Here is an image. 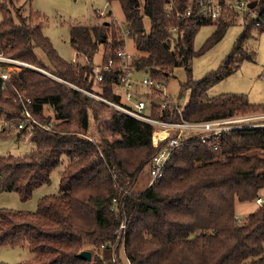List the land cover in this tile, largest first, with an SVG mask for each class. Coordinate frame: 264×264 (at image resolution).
Returning a JSON list of instances; mask_svg holds the SVG:
<instances>
[{
	"label": "trees",
	"instance_id": "trees-1",
	"mask_svg": "<svg viewBox=\"0 0 264 264\" xmlns=\"http://www.w3.org/2000/svg\"><path fill=\"white\" fill-rule=\"evenodd\" d=\"M117 1L124 29L105 19L70 27L69 43L83 61L58 54L37 10H20L13 0L0 3V52L52 74L23 67L0 90V118L14 124L27 120L16 132L1 124L0 137L27 133L32 144L23 156L0 155V192H16L25 201L62 166L57 192L41 196L35 210L0 208V248L26 245L36 258L22 264H124L121 252L128 264H264V206L240 221L235 215L236 201H254L264 189V126L230 129L216 147L194 137L183 139L161 178L133 193L139 174L162 144L152 145V124L90 95L123 103L122 60L116 54L125 36L133 43L129 66L134 71L166 86L173 70L184 68L179 97L186 90L189 95L184 105L178 104L185 119L264 112V102H251L243 93H206L243 60L253 59L254 51L244 43L264 31V0H249L252 12L232 10L216 20L198 13L200 0ZM188 7L191 15H184ZM237 21L243 28L230 52L216 69L193 79V58ZM205 24L215 28L195 49V34ZM101 47L100 63L94 62ZM37 49L46 59L37 56ZM110 58L112 64L103 69ZM98 68L100 80L95 78ZM15 89L30 99L33 121L21 115ZM149 95L141 94L150 107ZM149 111L159 115L156 106ZM90 115L98 121L95 142L83 136ZM81 250L91 252L90 260L77 255Z\"/></svg>",
	"mask_w": 264,
	"mask_h": 264
},
{
	"label": "rangeland",
	"instance_id": "rangeland-1",
	"mask_svg": "<svg viewBox=\"0 0 264 264\" xmlns=\"http://www.w3.org/2000/svg\"><path fill=\"white\" fill-rule=\"evenodd\" d=\"M253 1V0H252ZM251 1V2H252ZM8 2V0H0V3ZM10 4V3H9ZM15 6H19L20 10L27 11L31 6L34 10L40 13V21L42 22V30L45 36H47L52 43V46L58 52V54L68 61H83L84 58L76 57L73 47L69 43L70 27L73 24H87L95 25L105 20H112L115 26L124 29V17L121 6L117 0L108 2L107 0H13ZM111 12V15H107ZM2 14L0 13V20ZM145 26L148 28L149 20L145 18ZM215 26L213 24H205L200 26L199 30L194 37V48L197 49L201 46L204 40L211 34ZM243 25L240 21L231 24L224 36L205 53L200 56L194 57L192 60L191 77L193 79H199L207 71L216 69L221 63L222 59L230 52L235 39L240 34ZM124 38H126L124 36ZM244 46L254 51V57L251 60H243L240 67L229 74L227 77L211 85L206 93L208 96H215L220 93H243L246 94L249 101L254 103L264 102V31L260 32L255 37H249ZM128 49L129 52L134 53L133 43L130 39L124 40V46L122 49ZM121 49V50H122ZM102 47L100 51L94 56L93 61L100 63L102 55ZM37 56L41 59H46L44 54L37 49ZM133 79L141 80L146 77L147 74L143 71H134L131 75ZM186 72L183 67H176L172 75L168 78L165 86V93L176 103L184 105L188 99L189 92L186 90L182 96L179 97L180 83L185 81ZM95 89H98L94 86ZM140 92H149V99H159L160 91L163 88H140ZM153 93V94H152ZM93 98L107 103V99L99 96L98 94H90ZM148 98V97H147ZM109 104V103H108ZM113 106V105H112ZM102 107V106H101ZM115 107V106H114ZM117 108V107H115ZM51 110L46 107L44 112L49 113ZM102 114H105L104 109H99ZM264 113V112H259ZM253 114H241L238 118L249 116ZM34 118V117H33ZM35 120V119H34ZM27 121V120H26ZM23 121V123H26ZM33 121V120H32ZM36 121V120H35ZM98 121H94L92 115H90L89 126L85 129L86 133L97 137L94 133V128ZM244 122L252 123L251 120ZM264 126V116L261 119H257L256 122ZM1 124H4V120L0 118ZM4 126V125H3ZM5 129H11L13 132L16 130L12 127H6ZM14 134V133H13ZM0 137V155H14L23 156L31 149V142L28 140V134L18 138L16 135ZM62 166H58L53 169L50 175V180L37 187L30 198L25 201H21L16 192L2 191L0 192V208H11L15 210L33 211L36 209L37 200L50 193H55L58 190L59 183V171ZM150 174L149 167L145 165L141 173L139 174L136 182L131 188V192L137 193L143 191L149 186ZM264 194V189L260 192ZM257 205L254 201H236L235 203V215L237 220L254 211ZM264 248V244H263ZM120 257L124 264H128L123 252L120 253ZM36 258V254L28 249L26 245L20 247H1L0 248V264H22L24 261L33 260Z\"/></svg>",
	"mask_w": 264,
	"mask_h": 264
},
{
	"label": "built area",
	"instance_id": "built-area-1",
	"mask_svg": "<svg viewBox=\"0 0 264 264\" xmlns=\"http://www.w3.org/2000/svg\"><path fill=\"white\" fill-rule=\"evenodd\" d=\"M172 8L169 5L167 10ZM232 10H238L241 12H252V8L249 0H200L198 5V13L201 16H208L213 20L220 17H227ZM184 15H191V8L188 7L183 12ZM181 13L177 12V15ZM126 33V32H125ZM124 33V35H125ZM126 40V38H125ZM133 52H129L128 49H120L117 51V57L122 60V73H120L121 86V98L123 103H116L112 101H106L110 105L117 107L119 110L131 115L139 120L148 122L154 126L151 134V142L153 146L162 144L160 149L152 156L151 160L146 164L149 167L151 185L154 181L161 178L163 175V169L166 164L171 160L173 151L178 148L183 139L194 137L202 143H207L210 146L216 147L220 138L225 132L233 128L247 127V126H259L256 122L257 119H261L264 113H253V115L238 118L237 116L222 118V119H202V120H190L185 119L181 115V107L178 103L174 102L166 93L165 86L157 81H153L147 75L141 80L132 78L134 70L129 66V60ZM112 59H108L107 65H103V69H107L112 64ZM23 67L33 68L48 75H52L50 72L34 66L28 62L7 56L0 52V90L4 87L5 83L9 80L13 72L19 71ZM95 78L97 80L102 79V71L98 68L95 71ZM163 88L160 91L159 99L151 100V106H156L159 110L158 116L150 115L151 106H148L146 98L141 96L140 88ZM17 99L20 101L22 110L21 115L25 118L33 120V117L27 108V104L30 99L25 97L24 93L15 89ZM149 91V90H148ZM147 91V92H148ZM89 93V92H88ZM179 114L178 119L173 118V113ZM167 113V116L163 115ZM4 120V119H3ZM251 120L252 123L244 122ZM4 126L12 127L14 129L22 128L24 123L19 121L14 124L7 120H4ZM263 126V125H262ZM83 136L89 140H96L95 136L83 133ZM254 202L257 207L264 206V194H257L254 198ZM124 224L121 225L123 227Z\"/></svg>",
	"mask_w": 264,
	"mask_h": 264
},
{
	"label": "water",
	"instance_id": "water-1",
	"mask_svg": "<svg viewBox=\"0 0 264 264\" xmlns=\"http://www.w3.org/2000/svg\"><path fill=\"white\" fill-rule=\"evenodd\" d=\"M250 5H253V3H251ZM77 255L87 260H90L91 258V252L89 250H81Z\"/></svg>",
	"mask_w": 264,
	"mask_h": 264
}]
</instances>
